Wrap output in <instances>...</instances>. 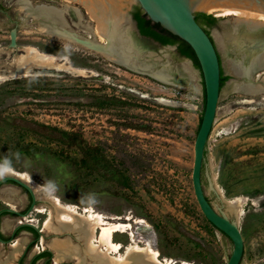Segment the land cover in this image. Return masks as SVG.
Here are the masks:
<instances>
[{"label": "rangeland", "instance_id": "374dc122", "mask_svg": "<svg viewBox=\"0 0 264 264\" xmlns=\"http://www.w3.org/2000/svg\"><path fill=\"white\" fill-rule=\"evenodd\" d=\"M17 1L0 0V70L6 68L9 58L22 53L24 46L32 45L61 59L68 58L70 65L89 71V75L53 72L0 78V158L17 150L22 154L21 161L14 164L15 172L26 173L32 185L40 189L38 205L49 206V200L55 198L82 211L90 208L81 203L82 197L97 193L99 202L92 208L109 222L131 225L116 233V241L125 247L132 243L133 232L139 244L151 243L162 258L189 264H227L233 243L203 214L192 179L195 141L205 109L200 66L193 59L176 55L178 46H174L160 52L172 71L186 82L183 88L133 73L80 45L35 33L38 21L25 18ZM32 1L58 8L63 2ZM124 2L134 31V15L143 10L133 0ZM72 4L82 9L84 19L81 22L68 16L67 21L80 35L91 38L87 26L93 22L80 4ZM211 15L218 21L206 27L230 79L221 90L208 142L204 189L212 204L229 215L228 207L211 189L207 173H211L226 201L245 200L239 217L245 245L241 264H264V69L253 74V82L263 91H244L241 86L246 79L236 71L240 56L227 41V30L234 28L237 20ZM14 28L18 30L19 49L10 48ZM149 46L157 54L154 44ZM85 150H94L99 164H84L81 159ZM49 179L59 184L52 198H47L40 187ZM19 190L23 203L7 201L0 195V209L27 210L31 199L25 190ZM22 218L4 216L2 233L10 237ZM6 219L11 220L7 230L3 229ZM47 219L46 213L33 210L23 220L35 224L41 233L36 236L21 229L17 236L28 241L15 264L20 259L22 264H55L50 246L53 241L71 238L78 244L71 233L46 231ZM10 244H3L7 252L3 258L11 251ZM38 246L42 250L33 253ZM46 251L52 253L51 258L44 254ZM73 261L69 258L61 264Z\"/></svg>", "mask_w": 264, "mask_h": 264}, {"label": "bare ground", "instance_id": "6f19581e", "mask_svg": "<svg viewBox=\"0 0 264 264\" xmlns=\"http://www.w3.org/2000/svg\"><path fill=\"white\" fill-rule=\"evenodd\" d=\"M61 1H63L61 8L46 3L36 5L32 0H18L17 4L25 18H33L38 21L39 28L35 33L69 41L94 51L112 62L124 63L117 53V49L125 48L131 42L136 41L131 19L126 11L128 5L126 6L124 0ZM72 3L80 4L93 22L94 25L87 26L93 34L91 38L80 35L67 21L68 16H75L81 22L84 19L82 9ZM234 8H226L213 14L217 17L233 16L237 20L236 26L227 30V41L233 44L236 50L234 54L240 56L236 71L246 79V83L241 88L249 94L260 93L263 88L255 85L253 74L264 69V10L247 5H237ZM22 51L14 58H9L6 68L0 70L1 79L10 76H45L53 72H65L73 76L84 77L89 75V71L70 65L68 58L61 59L43 52L35 46L26 45ZM7 53L10 54V51ZM170 81L178 87L183 88L186 85L177 78ZM12 175L30 184L39 199L40 189L32 185V181L26 173L21 174L14 171ZM0 195L7 201L16 200L19 201V204L24 201L23 197H19L20 190L11 185L3 186L0 189ZM49 201L51 205L39 204L35 208L36 212L48 215L44 229L57 234L71 233L70 236L75 237L78 241V244L72 243L71 238L53 241L50 246L55 253V264H61L69 258L74 260V264H189L162 258L161 253L151 243L139 244L133 232L132 243L125 247L116 241V233L124 232V228L127 226L131 228V225L125 224L123 221L109 222L104 215L92 207L80 211L74 206L62 204L59 199L54 198ZM244 205L243 198H236L228 201V211L239 218L243 213ZM25 219L23 217L18 221L23 223ZM10 222L11 220L6 219L3 229H9ZM137 223L145 224V221L137 220ZM27 241V238L23 236L16 238L10 244L11 251L6 258L3 257L7 252L4 253L3 244L0 242V264H15V261L23 253ZM45 245L46 242L43 240V246ZM41 250L42 248L38 246L33 253H38Z\"/></svg>", "mask_w": 264, "mask_h": 264}, {"label": "water", "instance_id": "95a60500", "mask_svg": "<svg viewBox=\"0 0 264 264\" xmlns=\"http://www.w3.org/2000/svg\"><path fill=\"white\" fill-rule=\"evenodd\" d=\"M130 1V0H124ZM142 8L143 12L155 23H159L163 28L178 36L188 43L195 52L203 74L205 88V109L202 122L195 141V158L193 167V186L199 206L207 220L219 231L229 237L233 243L232 253L228 257L227 264H241L244 255V238L240 229V219L237 215H229L222 208L216 207L209 200L203 183V173L207 167L208 142L216 122L218 104L221 95V77L222 65L218 49L211 36L204 27L197 21V13H210L221 11L226 8L235 9L237 5L252 6L264 10V0H133ZM204 11V12H203ZM131 19V18H130ZM132 22V21H131ZM136 41L131 42L125 48L119 47L117 53L121 56L124 63H117L138 74H144L156 80L165 83L174 84L171 79L180 78L172 71L169 64L166 63L167 57L160 52V49H173L174 45H163L151 37L141 34L138 22L136 21L135 30L133 31ZM150 44H154L156 51L150 49ZM11 49L18 47V30L14 28L11 31ZM152 51V52H151ZM181 58L191 61L192 59L183 56L179 51L175 53ZM174 54V55H175ZM115 63V62H114ZM176 85V84H175ZM209 183L213 192L217 195L221 203L228 207L226 201L216 188L214 178L211 173H207ZM6 183H11L18 189L26 190L31 198L29 208L23 212L12 207L0 209V218L2 215H15L28 217L38 205V199L32 186L22 179L11 175L0 180V188ZM4 215V216H6ZM3 216V217H4ZM25 227H31L37 231L40 236L41 231L38 227L30 222L18 225L8 240L2 238L3 244L12 243L18 236L17 232ZM0 232L1 228H0ZM21 259L19 260L20 264Z\"/></svg>", "mask_w": 264, "mask_h": 264}, {"label": "trees", "instance_id": "16d2710c", "mask_svg": "<svg viewBox=\"0 0 264 264\" xmlns=\"http://www.w3.org/2000/svg\"><path fill=\"white\" fill-rule=\"evenodd\" d=\"M134 18L138 22V27L142 35L151 37L163 45L178 46V50L183 56L193 59L200 66L194 50L188 43H186L178 36L172 34L168 30L163 28L159 23L153 22L151 19L148 18V16L145 13L141 11H137L134 15ZM196 19L206 29H207L206 27L207 25L209 26L215 25L218 21L216 17H214L211 14H207V13H197ZM145 76L148 78H151L147 75ZM228 79H230V77L225 75L223 68H222L221 89L223 88L224 84L227 82ZM205 103H206V97H204V106H205ZM203 114H204V110L200 117V125L202 122ZM81 161L84 164L92 166V167H95L97 164H99L97 155L95 154L94 150H85ZM25 229H28L31 232L35 233L36 236L39 235L37 231L31 227H26ZM44 254H46L49 258H51L52 256V253L50 251H46Z\"/></svg>", "mask_w": 264, "mask_h": 264}, {"label": "clouds", "instance_id": "9594fccd", "mask_svg": "<svg viewBox=\"0 0 264 264\" xmlns=\"http://www.w3.org/2000/svg\"><path fill=\"white\" fill-rule=\"evenodd\" d=\"M21 159L22 154L18 150L11 153L10 155H5L3 158H0V180L11 176L15 171L14 164L21 161ZM40 187L42 193L47 198L54 197L59 191V184L57 183V181L52 179L46 180ZM98 202V194L94 192L85 194L81 199V203L85 204L88 207H93Z\"/></svg>", "mask_w": 264, "mask_h": 264}, {"label": "flooded vegetation", "instance_id": "af4514ba", "mask_svg": "<svg viewBox=\"0 0 264 264\" xmlns=\"http://www.w3.org/2000/svg\"><path fill=\"white\" fill-rule=\"evenodd\" d=\"M204 29L207 31L208 29H206L205 27H204ZM209 32V31H208ZM210 36H211V38H212V40L214 41V39H213V37H212V35L210 34V32L208 33ZM214 43H215V41H214ZM215 45H216V43H215ZM217 47V46H216ZM218 53H219V51H218ZM219 57H220V54H219ZM220 61H221V57H220ZM222 65V64H221ZM26 191V190H25ZM30 197V196H29ZM31 199V198H30ZM31 204V203H30ZM30 206V205H29ZM29 208V207H28ZM26 211V210H25ZM25 211H23V212H25ZM4 215H6V214H4ZM4 215H2L1 216V218H0V228H1V220H2V218H3V216ZM26 228V227H25ZM25 228H22V229H25ZM21 231V229L17 232V235H18V233ZM0 234H1V236H2V238L3 239H5V240H8L10 237H7V236H5L2 232H0ZM20 264H22L21 263V261H20Z\"/></svg>", "mask_w": 264, "mask_h": 264}, {"label": "crops", "instance_id": "0c3cea01", "mask_svg": "<svg viewBox=\"0 0 264 264\" xmlns=\"http://www.w3.org/2000/svg\"><path fill=\"white\" fill-rule=\"evenodd\" d=\"M179 51V50H178Z\"/></svg>", "mask_w": 264, "mask_h": 264}]
</instances>
